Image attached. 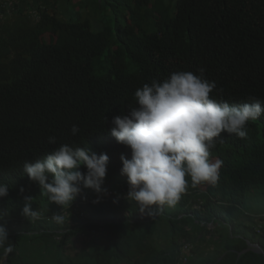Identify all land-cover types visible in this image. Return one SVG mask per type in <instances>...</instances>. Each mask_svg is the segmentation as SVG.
Wrapping results in <instances>:
<instances>
[{
	"label": "trees",
	"instance_id": "obj_1",
	"mask_svg": "<svg viewBox=\"0 0 264 264\" xmlns=\"http://www.w3.org/2000/svg\"><path fill=\"white\" fill-rule=\"evenodd\" d=\"M5 2L0 184L9 194L0 198V225L9 239L0 246V264H26L19 259L21 242L51 236L61 248L54 264H264V253L249 248L259 244L264 251V233L249 224L264 216L246 209L248 195L264 190V115L248 121L245 139L224 132L216 140L210 159L222 163L215 184L193 187L189 177L174 206L153 205L143 212L126 198L129 185L121 174V155L130 159L131 150L111 135L113 118L135 106L138 88L177 71L199 75L205 69L204 77L216 83L211 95L230 105L251 103L250 97L264 101V0ZM157 4L166 9L157 13ZM98 11L106 17L99 19ZM48 35L53 42H45ZM50 136L55 143L48 142ZM62 144L107 153L106 191L81 185L82 192L64 208L41 193L24 163L42 160ZM79 170L87 171L84 165ZM24 196L32 197L40 213L34 223L22 214ZM53 213L72 226L52 222ZM165 220L169 241L159 247L156 231ZM79 234L87 239L70 255L66 244ZM186 243L192 249L183 262Z\"/></svg>",
	"mask_w": 264,
	"mask_h": 264
},
{
	"label": "clouds",
	"instance_id": "obj_2",
	"mask_svg": "<svg viewBox=\"0 0 264 264\" xmlns=\"http://www.w3.org/2000/svg\"><path fill=\"white\" fill-rule=\"evenodd\" d=\"M191 71L173 72L161 81L145 83L134 93L135 106H129L126 115L113 118L111 135L131 150V158L121 155V174L127 176L129 190L126 198L136 201L143 212L153 205L174 206L188 187L201 182L215 184L221 161L210 160V149L216 140L227 132L237 138L247 137L248 121L264 115V101L250 97L251 103L230 105L223 99H215L211 93L216 83ZM79 132L77 125L72 135ZM49 143L56 138L50 136ZM109 156L97 154L85 147L62 144L44 159L25 161L24 172L37 182L41 193L59 206L71 203L83 188H102L107 176ZM87 169L82 172L80 166ZM20 192L24 189L21 187ZM9 194L6 184H0V198ZM22 214L32 223L40 219L33 210L32 197L24 196ZM4 213L0 211V219ZM52 222L63 224L62 214L53 213ZM9 239L0 225V246Z\"/></svg>",
	"mask_w": 264,
	"mask_h": 264
},
{
	"label": "rangeland",
	"instance_id": "obj_3",
	"mask_svg": "<svg viewBox=\"0 0 264 264\" xmlns=\"http://www.w3.org/2000/svg\"><path fill=\"white\" fill-rule=\"evenodd\" d=\"M155 7H156L157 13H160L161 11L166 9L165 5L163 4H159V5L157 4ZM8 13L11 14L10 11ZM84 16H89L88 10L85 11ZM97 16L99 19L100 17L102 18L106 17L102 15L100 11L97 12ZM132 29L135 30L134 28ZM53 39L54 37L51 35L44 37V40L47 43L53 42ZM210 160L212 162L217 161V159H210ZM202 183L206 184L207 182H202ZM246 209L253 217L256 215L264 216V190L263 189H262V192L260 191V189H255L248 195ZM249 224L255 225L257 224V222L252 220L250 221ZM64 226L67 228L71 227L72 222L66 221L64 223ZM197 231H200V227L197 228ZM221 231H223V228H221ZM156 235H158L157 237H159V243L158 242L157 243L155 242V243L159 247H165L168 245L169 227L167 225L166 220L159 222ZM25 239H26L25 241L21 242V247L19 249V259H21V262L23 263H26V264H54L56 259L61 255V248L58 242L55 241V237H52V236L44 237V238L37 237L33 239H30L29 237H27ZM84 239H87V238L84 237L82 234L72 236L71 238L72 242H67L66 244V249L70 252V255H74V251H73L74 247L80 248L82 246L81 242ZM192 243L195 246L196 244H198L194 242Z\"/></svg>",
	"mask_w": 264,
	"mask_h": 264
},
{
	"label": "built area",
	"instance_id": "obj_4",
	"mask_svg": "<svg viewBox=\"0 0 264 264\" xmlns=\"http://www.w3.org/2000/svg\"><path fill=\"white\" fill-rule=\"evenodd\" d=\"M14 1H17V0H7V3H8V5H13ZM2 2H3V0H0V4ZM109 195H110V192H107L106 193V196H109ZM65 214H67V213L65 212L63 215H65ZM254 229H255V232L257 234H263L264 233V221H259L255 225ZM191 249H192L191 244L186 243V244H184L182 246V249H181V259H182L183 262H187L188 261V259H189V253H190Z\"/></svg>",
	"mask_w": 264,
	"mask_h": 264
},
{
	"label": "water",
	"instance_id": "obj_5",
	"mask_svg": "<svg viewBox=\"0 0 264 264\" xmlns=\"http://www.w3.org/2000/svg\"><path fill=\"white\" fill-rule=\"evenodd\" d=\"M249 248L257 251V252H262L264 253V251L262 250V248L260 247L259 244H253V243H249Z\"/></svg>",
	"mask_w": 264,
	"mask_h": 264
}]
</instances>
